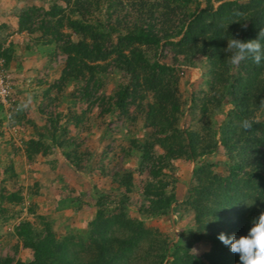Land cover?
<instances>
[{
	"label": "rangeland",
	"instance_id": "rangeland-1",
	"mask_svg": "<svg viewBox=\"0 0 264 264\" xmlns=\"http://www.w3.org/2000/svg\"><path fill=\"white\" fill-rule=\"evenodd\" d=\"M67 1L0 0V82L8 87L9 93L5 101L0 100V264L32 259L31 250L23 247L16 234V228L23 222H29L32 229L42 235L50 231L57 242L83 256L90 246L91 222L104 221L108 234L119 235L113 217L121 212L125 220L142 222L151 238L166 240L168 248L177 244L184 246L188 232L196 228L195 212L184 203L190 198V190L198 185L193 170L198 162H206L214 174L225 176L228 163L225 153L220 149L197 161L178 158L168 162L163 171L164 181L168 183L167 190L176 195V206L165 216L142 214L140 207L145 198L142 189L151 178L148 170L139 164L136 146L153 143L152 153L164 155V150L156 143V128L145 119L147 105L154 101L153 94L144 93L137 103L141 110L129 106L128 116L109 108L112 102L109 98L117 87L130 84L129 76L117 68L129 60V47L94 63L106 66L104 72L95 77L103 82V88L92 93L89 100L84 96V81L63 79L67 55L60 48L62 44L54 43L51 29L45 35L44 26L57 27L63 14L53 16L54 10H62L65 15L62 20L66 21L73 8L71 3L76 0H70V5ZM149 1L110 0L115 11L103 1L91 8L104 25V31L109 32L108 25H113L116 19H124L123 25H131L138 17L141 3ZM198 1L200 8H204V0ZM221 2L212 4L217 7ZM195 6V2L190 5ZM107 13L112 14L110 21ZM71 18L81 17L75 13ZM59 29L66 36L64 40L67 35L73 42L79 40V35L67 24ZM117 33L112 34L111 42H116ZM110 40L106 43L109 48ZM177 40L179 38L173 41ZM138 47L154 61L175 71L180 98L178 128L198 131L204 137L217 131L215 139L218 140V128L225 124L234 106L225 97L219 106L207 104V112L201 114L202 105L213 94L204 58L197 57L192 64H186L181 58L175 62L172 46L165 41L157 48ZM95 97H100L99 102L92 105ZM74 116L82 119L79 125L70 122L67 130L60 129ZM262 118L261 110L256 111L254 120ZM52 134L58 141L72 142V148L55 146ZM64 152H70L75 165L66 160ZM128 174L132 175L133 187L125 194L118 182ZM98 211L101 212L99 219L95 218ZM209 248L207 238H203L195 241L189 251L201 257ZM148 249V244L143 242L134 254L138 257ZM171 261L169 255L163 264Z\"/></svg>",
	"mask_w": 264,
	"mask_h": 264
},
{
	"label": "trees",
	"instance_id": "trees-1",
	"mask_svg": "<svg viewBox=\"0 0 264 264\" xmlns=\"http://www.w3.org/2000/svg\"><path fill=\"white\" fill-rule=\"evenodd\" d=\"M102 1L116 10L110 0H76L71 3L73 8L65 22L62 10L53 11V16H63L57 21V27L44 26V33L49 34L51 29L54 43L62 44L60 48L67 55L63 79L84 81V96L88 100L92 98V93H98L103 88V82L95 77L97 73L104 72L106 65L94 63L105 61L129 47V60L123 65H116L119 72L129 76L130 84L117 87L109 98L112 101L109 108L118 109L128 116L129 106L140 109L138 101L144 93L151 92L154 101L147 105L145 119L156 128V143L164 150L163 156H155L152 153L153 143L136 146L140 154L139 164L148 170L147 175L151 178L142 189L145 197L144 205L140 207L142 214L147 217L165 216L176 206V195L167 190L168 183L164 181L166 175L163 171L167 169L168 162L178 158L197 161L221 149L228 160L227 174L219 176L210 170L208 163H197L193 175L198 185L190 190V198L184 202L195 212L196 228L188 232V242L184 246L177 244L168 248L166 240L151 238L150 231L143 227L142 222L125 220L121 212L113 217L119 235L108 234L104 221L91 222L90 246L82 256L57 242L50 231L42 235L35 232L29 222H23L16 228V234L23 247L31 250L32 259L15 264H136L140 261H144L143 264H163L169 255L172 261L166 264H239V254L233 253L230 246H225L218 235L222 232L228 236L235 233L238 238L247 235L253 226L252 221L264 211V106L261 105L264 100V79H261L264 61L258 66L249 58L238 67L230 66L225 49L228 38L247 41L258 37L260 30L264 29V0H204V8H200L198 0H151L141 3L138 17L131 25H123L124 19H116L113 25H108L109 32L104 31V25L94 16L91 8ZM213 1L222 2L214 7ZM67 2L70 5V0ZM194 2L195 8H191ZM119 6L122 4L119 3ZM75 13L81 18H71ZM106 16L110 21L112 14L107 13ZM66 24L79 35L77 42H73L69 35L64 40L66 36L59 28ZM116 32V42L113 43L112 34ZM176 38L179 40L173 41ZM109 40L110 48L106 46ZM161 41L172 46L174 61L181 58L186 64H192L195 58H204L210 76L209 89L213 94L202 105L201 114L207 112V104L219 106L225 97L234 106L225 124L218 128V140L215 139L217 131L204 137L198 131L178 128L180 98L175 71L154 61L138 47L157 48ZM99 99L95 97L92 105ZM259 110L263 118L251 130L239 127L245 118L254 120ZM67 120L66 126L60 129L65 131L70 122L76 126L82 121L75 116ZM50 136L55 146L72 148V142L58 141L55 134ZM64 156L67 161L73 162L70 152H64ZM118 186L125 194L131 192L132 175L122 176ZM124 199L127 201L126 197ZM122 202L125 203L123 199ZM100 213L98 211L95 218H101ZM210 216L213 218H208ZM203 238H207L210 248L199 257L189 250L195 241ZM143 242L148 244L149 249L137 257L134 251Z\"/></svg>",
	"mask_w": 264,
	"mask_h": 264
},
{
	"label": "clouds",
	"instance_id": "clouds-1",
	"mask_svg": "<svg viewBox=\"0 0 264 264\" xmlns=\"http://www.w3.org/2000/svg\"><path fill=\"white\" fill-rule=\"evenodd\" d=\"M246 27V25H243ZM264 29H261L256 39L242 41L237 38H228L225 51L229 54L227 63L230 66L238 67L246 59H252L256 65L264 61ZM261 79H264L262 74ZM264 106V100L261 101ZM27 107V105H25ZM258 120L243 119L239 127L244 130H251ZM252 227L247 235L237 237L235 233L228 236L220 233L218 239L225 245L230 246L233 253L239 254V264H264V211L252 221Z\"/></svg>",
	"mask_w": 264,
	"mask_h": 264
},
{
	"label": "built area",
	"instance_id": "built-area-1",
	"mask_svg": "<svg viewBox=\"0 0 264 264\" xmlns=\"http://www.w3.org/2000/svg\"><path fill=\"white\" fill-rule=\"evenodd\" d=\"M7 86L3 85L2 82H0V100L5 101L7 96L9 95Z\"/></svg>",
	"mask_w": 264,
	"mask_h": 264
}]
</instances>
